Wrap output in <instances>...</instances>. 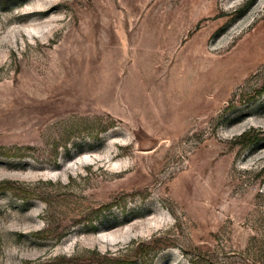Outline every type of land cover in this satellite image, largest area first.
<instances>
[{
	"label": "rangeland",
	"instance_id": "374dc122",
	"mask_svg": "<svg viewBox=\"0 0 264 264\" xmlns=\"http://www.w3.org/2000/svg\"><path fill=\"white\" fill-rule=\"evenodd\" d=\"M0 264H264V0H0Z\"/></svg>",
	"mask_w": 264,
	"mask_h": 264
}]
</instances>
